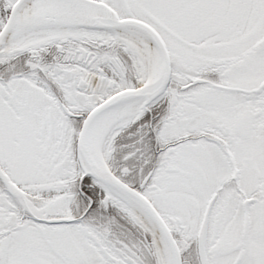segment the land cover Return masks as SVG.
<instances>
[{
  "label": "snow or ice",
  "instance_id": "1",
  "mask_svg": "<svg viewBox=\"0 0 264 264\" xmlns=\"http://www.w3.org/2000/svg\"><path fill=\"white\" fill-rule=\"evenodd\" d=\"M0 264H264V0H0Z\"/></svg>",
  "mask_w": 264,
  "mask_h": 264
}]
</instances>
